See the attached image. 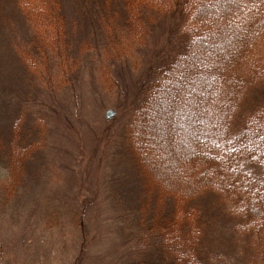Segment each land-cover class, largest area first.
Listing matches in <instances>:
<instances>
[{
    "label": "rangeland",
    "instance_id": "374dc122",
    "mask_svg": "<svg viewBox=\"0 0 264 264\" xmlns=\"http://www.w3.org/2000/svg\"><path fill=\"white\" fill-rule=\"evenodd\" d=\"M147 1L0 0V264H178L189 249L206 264L250 261L230 200L164 196L132 151L133 87L176 36ZM167 107L173 118L150 123L185 128Z\"/></svg>",
    "mask_w": 264,
    "mask_h": 264
},
{
    "label": "trees",
    "instance_id": "16d2710c",
    "mask_svg": "<svg viewBox=\"0 0 264 264\" xmlns=\"http://www.w3.org/2000/svg\"><path fill=\"white\" fill-rule=\"evenodd\" d=\"M150 2L158 16L175 20L176 36L149 63L145 81L133 87L142 100L130 118L132 151L148 183L162 195L183 202L214 192L230 200L229 212L240 220L252 250L247 264H264V0ZM42 14L32 12L31 18ZM140 15L132 13L130 19ZM255 91L259 99L243 111ZM168 105L191 131L185 137L177 122L170 120L166 129L150 123L160 114L171 117ZM155 136L177 138L157 147L168 153V168L152 162ZM189 251L193 257L178 264H206Z\"/></svg>",
    "mask_w": 264,
    "mask_h": 264
},
{
    "label": "water",
    "instance_id": "95a60500",
    "mask_svg": "<svg viewBox=\"0 0 264 264\" xmlns=\"http://www.w3.org/2000/svg\"><path fill=\"white\" fill-rule=\"evenodd\" d=\"M114 115H115V111L114 110H108L107 113H106L107 119H111Z\"/></svg>",
    "mask_w": 264,
    "mask_h": 264
}]
</instances>
